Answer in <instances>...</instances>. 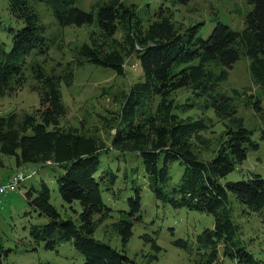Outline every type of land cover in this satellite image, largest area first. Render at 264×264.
I'll return each mask as SVG.
<instances>
[{"label":"trees","instance_id":"trees-1","mask_svg":"<svg viewBox=\"0 0 264 264\" xmlns=\"http://www.w3.org/2000/svg\"><path fill=\"white\" fill-rule=\"evenodd\" d=\"M5 1L15 26L3 27L11 43L0 41V98L22 90L27 83L28 58L44 56L51 47L35 3L44 5L59 27L96 25L90 45L83 44L75 52L78 67L87 64L123 76L127 60L135 59L141 70L138 81L121 95L115 133L107 147L64 124L67 110L61 85L69 86L73 75L48 74L40 64L31 66L32 78L43 92L33 112L20 119L14 113L0 117V169L5 167L2 157L17 167L38 164L59 168L62 173L55 180L58 195L72 213L65 210L64 217L61 215L51 204L46 181L41 180L40 189L31 187L24 197L38 217L49 221L32 226L30 237L43 242L48 250L71 243L84 264H140L129 259L125 251L134 225L142 218L138 186L133 185L128 211H120L111 224L120 250L95 236L100 222L113 219L102 193L115 194L117 179L110 169H100V157L109 160V155L116 154L119 161L128 164V157L135 156L142 161L149 189L158 203L212 216L210 229L173 242L192 258L191 264H264L240 238L242 226L235 221L241 216L264 222V177L249 173L237 181H225L235 170L240 171L248 151H258L259 144L236 116L239 94L219 90L232 66L247 58L250 77L264 99V0H246L251 9L244 16L242 29L213 18L207 32L202 22L175 24L171 10H165L169 0H160L156 8L145 5L152 11L151 19L123 0L105 1L94 12L80 9L78 0ZM189 1L176 0L182 6ZM179 91L186 95L182 102L175 98ZM217 123L224 127L221 140L208 157H200L202 149L209 150L211 145L203 134L213 132ZM260 139L264 140V113ZM173 164L184 169L177 183L171 180ZM139 168L138 161L134 169ZM37 171H31L33 176ZM28 178L26 173L22 182ZM142 239L151 250L143 263H157L162 249L152 237ZM10 252L0 243V260Z\"/></svg>","mask_w":264,"mask_h":264},{"label":"rangeland","instance_id":"rangeland-1","mask_svg":"<svg viewBox=\"0 0 264 264\" xmlns=\"http://www.w3.org/2000/svg\"><path fill=\"white\" fill-rule=\"evenodd\" d=\"M105 1L108 0H78V7L86 12H94L96 6ZM123 3L135 7L142 17L151 19L152 11L145 5L156 8L160 5V0H123ZM34 7L41 23L45 26L51 47L44 56L28 58L25 71L27 83L22 90L11 97L0 98V117L14 113L20 119L24 114L33 112L38 106L43 89L32 78L30 68L33 64L42 65L48 74L66 75L70 72L73 81L69 86L61 85L63 104L67 110L65 126L77 132L81 131L80 133L84 132L109 147L115 133V120H117L115 118L120 112L121 95L127 93L128 89L138 81L141 72L139 63L135 59L127 60L123 76H117L109 69L95 68L87 64L78 67L74 62L75 52L83 44L90 45V34L98 30L96 25L62 28L44 5L35 3ZM250 9L246 0H191L185 6L177 4L176 0H169L165 4V10L169 12L171 10L172 21L176 22L175 24L188 26L202 22L205 24L204 32L211 28L210 20L213 18L221 19L236 29H242L244 16ZM0 23L1 43H11L3 27L15 26V20L10 17L5 0H0ZM116 37L121 36L117 34ZM249 65L247 58H241L229 70L228 80L219 90L230 94L236 91L239 94L241 100L236 109V116L243 120L246 129L252 131L253 140L259 144V150L248 151L246 160L239 167L240 171L235 170L225 181H237L248 176L249 173L264 177V140L260 139L264 99L259 95L250 77ZM184 93L179 91L175 98L182 102L186 96ZM234 102L236 104V100ZM223 128L217 123L213 132L203 134L211 145L209 150L202 149L200 157L206 158L215 150L221 140ZM108 158L109 160L100 157V169L107 168L116 174L115 194L104 191L102 198L104 204L112 210L113 219L107 218L99 223L95 233L96 238L120 250V240L112 231L111 224L116 222L120 211H128L127 200L132 197L134 193L132 188L136 185L141 190L142 218L132 229L133 235L125 248L127 257L140 264H144L143 261L147 263L146 254H150L151 250L150 245L145 243L142 237L149 236L155 239L162 249L158 254V262L152 264H191L192 258L185 250L175 247L173 242L192 238L203 229H210L213 224L212 216L190 212L185 208L173 209L169 205L158 203L149 189V180L143 171L140 158L130 156L127 159L128 164L124 160L119 161V155L116 154H111ZM2 161L5 167L0 169V185L13 176H22V173H27L31 178L18 185L15 193L0 196V243L5 250H11L7 257L2 256L0 264H84L83 257L74 250L71 243L48 250L45 249L43 242L37 243L30 237L32 226H43L49 221L38 217V214L28 207L24 197L25 192L31 187L39 190L41 180L46 181L50 189L51 204L60 211L61 215L64 217L65 210L69 214L72 213L68 205L62 202L57 191L55 180L62 170L51 166L39 167L38 164L17 167L14 161L6 157H2ZM138 161L140 168L136 171L134 167ZM36 169L38 171L33 176L31 171L35 173ZM183 170L178 164H173L170 171L172 183L179 182ZM231 200L232 207L236 209L235 200ZM75 205L76 210L80 212V207ZM235 221L242 226L240 238L256 259L264 261L263 219L258 217L244 219L240 216Z\"/></svg>","mask_w":264,"mask_h":264},{"label":"built area","instance_id":"built-area-1","mask_svg":"<svg viewBox=\"0 0 264 264\" xmlns=\"http://www.w3.org/2000/svg\"><path fill=\"white\" fill-rule=\"evenodd\" d=\"M22 176H13L6 183L0 185V196L15 193L18 189L17 186L25 179L26 173H22ZM24 177V179H23Z\"/></svg>","mask_w":264,"mask_h":264}]
</instances>
